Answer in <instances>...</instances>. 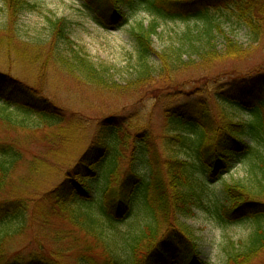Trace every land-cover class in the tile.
Masks as SVG:
<instances>
[{
    "label": "trees",
    "instance_id": "1",
    "mask_svg": "<svg viewBox=\"0 0 264 264\" xmlns=\"http://www.w3.org/2000/svg\"><path fill=\"white\" fill-rule=\"evenodd\" d=\"M86 1L102 17L117 25L128 23L129 12L138 9L154 17L150 24L139 23L132 31L141 66L138 77L127 82V87L116 86V82L110 85L106 80L108 68L101 72L79 51L70 48L68 53V50L55 48V56L63 66L70 70L78 68L81 75L97 88H112L118 93L150 92L156 81H162L157 78L165 75L166 68L169 72L178 71L182 69V63L188 67L198 63L211 64L217 58L232 56V51L242 52V46L228 35L224 37L226 49L218 50L216 31L219 26L211 13L217 2L227 0ZM3 2L9 19L2 27L7 33L0 41L6 50L12 49V38H20L16 30L19 16L35 5L31 0ZM233 3L239 5L244 24L252 28L253 39L258 41L262 19H256V0H233ZM160 19L204 20V28L195 34L204 46L195 59L187 56L188 61L178 53L173 60L164 54L154 73L150 57L154 53V37L158 35ZM66 30L64 20L53 22L52 34L70 46L72 41ZM189 32L193 34V31ZM205 77L209 80L197 81L192 88L193 93L201 96L196 100L197 106L164 107L167 124L159 144L149 123L135 112L123 117H105L91 136L86 135L83 133L86 124L81 115L64 113L39 87L0 68V120L20 123L27 128V120L36 117L53 128L60 138L64 137V149L83 137L74 164L64 179L44 197L45 200L54 199L53 210L56 212L71 207L68 213L73 222L105 243L107 253L102 261L93 254L81 253L75 264H209L201 258L199 248L182 226L179 228L172 223V227L179 228L177 231L170 227L162 231V228L171 218L176 222L179 211L191 214L195 207L206 208L204 200L214 181L241 162L246 163L253 179L248 183L243 180L226 183L222 193L225 203L214 212L206 209L221 223L247 220L257 225L248 249L230 255L227 264H248L251 257L264 249V72L255 75L257 84L261 85L260 94L239 91L234 83L223 82L221 77L218 79L219 75L214 78V75L206 74ZM168 96L177 97L172 91ZM212 99L222 111L225 110L222 114L214 113L210 105ZM229 108L246 112L248 118L236 120ZM178 153L185 156L184 161L173 163L172 160L178 159ZM22 159V150L14 141L0 142V188ZM30 200L24 196L0 203V264H65L61 256L42 249L28 254L17 252L12 258L7 257L4 239L12 233H1L13 223L19 225V230L26 227ZM90 209L96 213L92 214ZM139 214L148 215L152 220L139 229L131 244L125 245L123 230L109 234L112 231L109 229H115L118 224Z\"/></svg>",
    "mask_w": 264,
    "mask_h": 264
},
{
    "label": "rangeland",
    "instance_id": "2",
    "mask_svg": "<svg viewBox=\"0 0 264 264\" xmlns=\"http://www.w3.org/2000/svg\"><path fill=\"white\" fill-rule=\"evenodd\" d=\"M31 2L35 7L26 10L18 18L16 30L20 38L11 39L12 49L4 50L3 42L0 41V68L39 87L64 113L81 115L85 120L86 129L83 133L86 135L91 136L105 117H123L135 112L149 123L161 144L167 124L164 107L197 106L196 100L201 96L193 93L192 88L197 81H208L206 74L214 75V78L219 75L218 79L221 77L223 82L234 83L239 91L260 94L261 85L257 84L255 75L264 72V0H256L254 10L256 19H262L258 41L253 39L252 28L244 24L242 11L233 0L217 2L211 13L219 26L216 31L218 50L222 52L226 49L224 37L228 35L242 46V52L232 51V56L217 58L211 64L198 63L194 67H188L182 63L184 67L178 71L169 72V68H166L165 75L157 78L162 81H156L152 91L125 93H118L112 88L95 87L89 79L81 75L78 68L70 70L63 66L55 56V48L68 50V53L70 48L79 51L101 72L108 68L106 80L110 85L116 82V86L127 87V82L138 77L141 66L132 31L139 23L150 24L154 20L151 13L139 9L129 12V22L117 25L102 17L86 0ZM125 9L128 10L126 6ZM8 19L6 6L3 0H0V40L7 33L5 29L2 31V27L7 25ZM58 19L66 22V32L72 41L70 46L52 34L53 22ZM158 21L160 26L158 35L154 37V53L150 57V64L154 66L152 71L159 67V60L164 54L171 60L175 58L176 53L181 54L185 60L188 59L187 56L195 59L204 46L201 44L202 40L195 35L204 28V20ZM189 31H193V34ZM176 89L177 91H174ZM171 91L177 97H169L168 93ZM210 105L214 113L222 114L225 111H222L214 99ZM229 111L236 120L248 118L242 110L229 108ZM14 113L18 114L17 110ZM27 123L29 127L26 128L20 123L0 120V142L14 141L23 153L22 161L0 188V203L24 196L31 199L26 227L19 230V225L13 223L1 233H12L11 237L4 239L7 257L12 258L17 252L28 254L33 250L42 249L46 253L61 256L65 264H75L81 253L93 254L99 262L102 261L107 253L105 243L73 222L68 213L71 207L56 212L53 210L54 199H44L45 193L58 185L74 164L81 151L83 137L64 149V137L60 138L46 123L36 117H30ZM176 158L178 159L172 160L173 163L184 161L185 156L178 153ZM35 165L38 169H33ZM250 179L253 177H250L246 163H238L219 180L214 181L204 200V206L214 212L225 203L222 193L226 183L233 184L242 180L248 183ZM206 208L195 207L191 214L179 211L176 222L171 218L168 223L165 222L162 231L168 227L177 231L182 226L196 243L202 259L209 264H227L230 255L248 249L257 225L247 220L221 223ZM88 211L96 213L93 209ZM150 220L152 219L148 215L139 214L118 224L115 229H109L112 230L109 234L114 235L117 230H123L126 233L125 245L131 244L139 229ZM172 223L179 228L172 227ZM248 264H264V249L251 257Z\"/></svg>",
    "mask_w": 264,
    "mask_h": 264
}]
</instances>
